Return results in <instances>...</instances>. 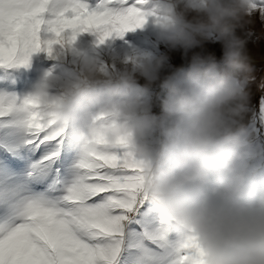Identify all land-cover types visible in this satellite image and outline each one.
Instances as JSON below:
<instances>
[{
  "label": "clouds",
  "instance_id": "clouds-1",
  "mask_svg": "<svg viewBox=\"0 0 264 264\" xmlns=\"http://www.w3.org/2000/svg\"><path fill=\"white\" fill-rule=\"evenodd\" d=\"M173 3L184 7L165 12L161 29L170 46L187 52L200 42L197 36L215 30L223 63L245 73L240 81L218 74L214 57L205 67V58L194 54L182 82L161 81L167 97L153 115L131 96L134 72L150 85L165 57L136 64L134 72L108 73L85 56L60 95L50 94L56 78L42 76L26 93L31 110L43 113L51 128L67 129L78 154L121 149L142 161L147 197L172 231L196 238L199 264H264V184L246 165L241 140L245 86L254 77L246 42L235 35L250 0H201L193 21L185 16L190 0Z\"/></svg>",
  "mask_w": 264,
  "mask_h": 264
},
{
  "label": "snow or ice",
  "instance_id": "snow-or-ice-1",
  "mask_svg": "<svg viewBox=\"0 0 264 264\" xmlns=\"http://www.w3.org/2000/svg\"><path fill=\"white\" fill-rule=\"evenodd\" d=\"M144 2L0 0V79L81 33L103 43L143 26ZM257 12L264 20V0H250L247 15ZM32 106L26 94L0 91V264H118L122 222L147 196L143 162L111 149L78 154L69 169L68 130L51 128ZM183 247L181 264H199L196 238Z\"/></svg>",
  "mask_w": 264,
  "mask_h": 264
},
{
  "label": "rangeland",
  "instance_id": "rangeland-1",
  "mask_svg": "<svg viewBox=\"0 0 264 264\" xmlns=\"http://www.w3.org/2000/svg\"><path fill=\"white\" fill-rule=\"evenodd\" d=\"M87 2L94 7L98 0ZM200 2L190 0L185 14L188 21L196 18ZM183 7L174 5L173 0H145L142 10L149 14L143 26L126 31L123 35L113 34L103 43L98 42L95 34L85 32L72 43L66 39L64 44L54 45L51 53H34L29 67L12 70L10 78L0 79V91L15 92L22 97L34 88L42 76L51 74L56 80L50 94L60 95L76 79L80 61L85 56L95 57L98 68L108 73L134 72L136 64L165 57L159 79L150 85L143 76L134 72L136 87L131 96L138 98L140 105L148 108L153 115L160 114L162 101L167 97L160 87L161 81L171 76L177 82H182L190 71L194 54L205 58V67L210 63L207 58L214 57L218 74L240 81L245 73L234 71L222 61L223 42L217 31L210 30L204 39L197 36L200 42L187 52L181 47L170 46L161 24L169 8L182 11ZM235 35L246 42L251 75L254 77L245 86L248 102L241 120L244 130L241 140L247 153L245 163L258 182L264 184V87L261 86L264 85V20L258 12L245 17L236 27ZM4 75V70L0 69V77ZM145 87L147 91L142 92L141 89ZM99 112V108L93 109V118ZM65 149L70 169L78 158V152L69 142ZM126 217L122 222L124 247L118 264H181L182 257L189 255V250L183 247L188 234L172 231L147 196L127 212ZM161 235L163 239H159ZM183 264L188 262L184 261Z\"/></svg>",
  "mask_w": 264,
  "mask_h": 264
}]
</instances>
